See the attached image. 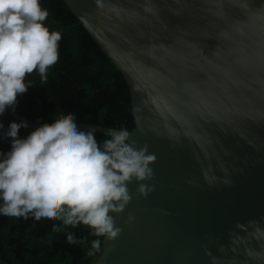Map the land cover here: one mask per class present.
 I'll use <instances>...</instances> for the list:
<instances>
[{
  "label": "water",
  "instance_id": "water-1",
  "mask_svg": "<svg viewBox=\"0 0 264 264\" xmlns=\"http://www.w3.org/2000/svg\"><path fill=\"white\" fill-rule=\"evenodd\" d=\"M62 1L128 86L129 143L156 156L93 264H264V0Z\"/></svg>",
  "mask_w": 264,
  "mask_h": 264
},
{
  "label": "clouds",
  "instance_id": "clouds-1",
  "mask_svg": "<svg viewBox=\"0 0 264 264\" xmlns=\"http://www.w3.org/2000/svg\"><path fill=\"white\" fill-rule=\"evenodd\" d=\"M48 15L41 0H0V116L9 107L15 111L18 95L32 87L26 75L36 71L46 82L59 59L62 36L45 25ZM26 127L25 121H13L4 130L0 123L3 138L11 142L9 151L0 152V215L27 219L31 213L36 221L87 226L97 237L88 255H95L101 250L99 237L115 241L121 234L115 215L132 199L127 185L135 180L137 194L145 198L155 190L147 183L154 176L155 154L147 144L129 143L126 129H110L98 143L94 130H79L71 115L19 137ZM133 219L129 215L127 223ZM66 240L78 242L72 233Z\"/></svg>",
  "mask_w": 264,
  "mask_h": 264
},
{
  "label": "trees",
  "instance_id": "trees-1",
  "mask_svg": "<svg viewBox=\"0 0 264 264\" xmlns=\"http://www.w3.org/2000/svg\"><path fill=\"white\" fill-rule=\"evenodd\" d=\"M41 6L49 12L45 25L61 33L59 59L48 69L46 82H41L36 71L26 75L32 87L18 95L17 113L41 124L71 115L77 123L131 131L130 93L122 75L62 0H41ZM13 121L7 110L0 116L4 130ZM4 130H0V152L10 150ZM31 131L22 128L18 135L23 138ZM108 137L95 133L98 143ZM68 233L78 242L69 244ZM93 239L97 237L82 224L36 221L31 213L27 219L0 215V264H93L100 253L88 255ZM99 239L102 243L103 237Z\"/></svg>",
  "mask_w": 264,
  "mask_h": 264
},
{
  "label": "snow or ice",
  "instance_id": "snow-or-ice-1",
  "mask_svg": "<svg viewBox=\"0 0 264 264\" xmlns=\"http://www.w3.org/2000/svg\"><path fill=\"white\" fill-rule=\"evenodd\" d=\"M249 26H250V25H249ZM240 27H243V26H240ZM262 27H264V26H262ZM242 68H245V67L242 66Z\"/></svg>",
  "mask_w": 264,
  "mask_h": 264
}]
</instances>
